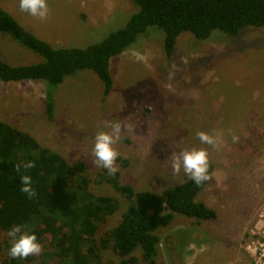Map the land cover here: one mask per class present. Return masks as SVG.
Segmentation results:
<instances>
[{
    "label": "rangeland",
    "instance_id": "obj_1",
    "mask_svg": "<svg viewBox=\"0 0 264 264\" xmlns=\"http://www.w3.org/2000/svg\"><path fill=\"white\" fill-rule=\"evenodd\" d=\"M50 15L39 20L21 12L19 0H0L27 31L55 47H86L123 27L138 10L131 0H47ZM164 31L148 26L134 42L109 61L112 89L92 70H77L52 88V114L46 107L44 80H0V119L33 137L67 163H85L89 189L118 199L96 242L120 220L132 202L113 187L103 168L93 163L97 131L122 124L115 145L119 181L133 191L163 189L188 177L173 175L174 152L207 148L212 179L195 200L216 212L211 220L178 213L159 237L156 264H249L250 250L264 229V25L244 26L236 36L214 30L204 40L181 33L166 56ZM0 59L12 64L38 63L42 57L0 32ZM220 131L219 149L202 145L196 133ZM232 134L239 137L232 142ZM262 215V216H261ZM260 221V222H259ZM259 228V229H258ZM8 230L0 228V264L8 258ZM255 232V234L253 233ZM254 242L253 245L251 243ZM40 255L25 264H58L48 240ZM103 264H120L112 248L99 247ZM134 264H145L141 249Z\"/></svg>",
    "mask_w": 264,
    "mask_h": 264
},
{
    "label": "trees",
    "instance_id": "obj_2",
    "mask_svg": "<svg viewBox=\"0 0 264 264\" xmlns=\"http://www.w3.org/2000/svg\"><path fill=\"white\" fill-rule=\"evenodd\" d=\"M138 6L127 23L103 40L86 47H55L27 31L10 13L0 6V32L9 34L22 46L42 57L38 63L12 65L0 59V80H44L46 107L52 114V88L77 70H92L103 83V95L112 89L109 61L131 45L148 26L164 31L166 56L173 52L183 32L207 39L214 30L236 36L244 26L264 25V0H131ZM34 160L29 170L36 197L29 199L20 191V173L16 164ZM85 163H67L48 147L40 145L28 133L0 119V228L9 230L24 224L41 243L48 240L58 264H103L99 247L112 248L122 257L120 264H134L132 252L141 249L145 264H156L159 237L156 231L166 227L175 213L197 220H211L216 212L201 201L197 194L207 182L196 185L189 178L160 193L133 191L121 183L119 172L109 176L121 196L132 199L119 222L104 233L100 244L95 235L107 216L116 212L118 199L112 195L94 194L84 174ZM213 165L209 172L212 176ZM2 264H25L24 259L8 256Z\"/></svg>",
    "mask_w": 264,
    "mask_h": 264
},
{
    "label": "clouds",
    "instance_id": "obj_3",
    "mask_svg": "<svg viewBox=\"0 0 264 264\" xmlns=\"http://www.w3.org/2000/svg\"><path fill=\"white\" fill-rule=\"evenodd\" d=\"M19 9L39 20H46L50 15V8L47 0H19ZM122 124L113 122L110 131H97L94 137V145L91 150L92 163L107 171L109 176H114L120 171L117 164L121 153L115 145L121 140ZM196 136L202 145H208L219 149V141L222 136L220 131L208 133L198 131ZM232 142L237 143L239 137L232 134ZM16 171L20 173V191L29 199L35 198L37 193L33 187V179L29 173L30 169L36 167L34 160H25L16 164ZM170 167L173 175H179L181 171L196 185H201L212 179L209 172L210 155L207 148L192 147L191 149L180 150L171 155ZM24 224H14L7 231L6 236L10 241L8 255L13 259H26L29 256L40 255L43 245L38 241L34 232L27 231Z\"/></svg>",
    "mask_w": 264,
    "mask_h": 264
},
{
    "label": "built area",
    "instance_id": "obj_4",
    "mask_svg": "<svg viewBox=\"0 0 264 264\" xmlns=\"http://www.w3.org/2000/svg\"><path fill=\"white\" fill-rule=\"evenodd\" d=\"M253 233L255 234V232ZM256 235L258 238L256 245H254L251 250L250 246H248L249 253H251L249 254L251 258L249 264H264V229L262 230V234H260V236L258 233H256ZM253 244L254 242L251 243V245Z\"/></svg>",
    "mask_w": 264,
    "mask_h": 264
}]
</instances>
